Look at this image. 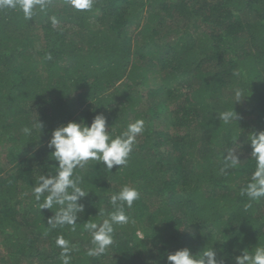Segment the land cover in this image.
Here are the masks:
<instances>
[{
  "label": "trees",
  "instance_id": "1",
  "mask_svg": "<svg viewBox=\"0 0 264 264\" xmlns=\"http://www.w3.org/2000/svg\"><path fill=\"white\" fill-rule=\"evenodd\" d=\"M236 88L246 94L240 102ZM231 107L237 122L219 121ZM97 114L112 137L137 119L145 128L126 165L74 170L87 192L83 211L74 226L52 227L59 206L41 208L45 196L33 195L58 166L51 133ZM259 131L264 0H94L90 10L48 0L31 19L0 8V264H62L58 236L70 264H170L184 247L197 256L212 247L235 264L264 246V198L246 207L243 194L255 169L248 137ZM236 144L241 161L225 169ZM125 185L139 192L124 207L129 222L91 256L85 225L116 211L111 197Z\"/></svg>",
  "mask_w": 264,
  "mask_h": 264
},
{
  "label": "clouds",
  "instance_id": "2",
  "mask_svg": "<svg viewBox=\"0 0 264 264\" xmlns=\"http://www.w3.org/2000/svg\"><path fill=\"white\" fill-rule=\"evenodd\" d=\"M47 3L48 0H0V8H19L25 19H31L35 10L37 8L44 10ZM93 4L94 0H72V5L77 10H90ZM233 94V102H240L246 96L242 88L234 89ZM218 119L224 124H229L233 121L237 122L239 116L231 107L221 112ZM106 123V117L97 114L90 125H86L82 120L68 121L52 131L48 147L53 149L51 154L58 162V166L54 175L39 176L33 188L36 201L39 202L41 196H45L41 208L52 209L54 206H59L58 211L48 218V224L52 227L74 226L78 215L83 211V206L78 201L85 197L87 192L78 186L80 178H73L74 170L77 167H83L88 161L102 162L108 171L114 166L126 165L137 143V136L142 134L145 128L144 120L137 119L128 124L121 134L112 137L109 131H106ZM38 126L41 129L39 122ZM23 132L30 135L31 128L24 127ZM248 142L252 150L251 156L255 160V169L250 181L243 189V194L249 198V204L246 207H251V202L264 198V131L250 133ZM236 145L227 151L225 169L235 168L241 161L238 157L241 146ZM137 199H139L138 190L125 185L111 197V203L116 206V211L110 213L101 223L89 222L85 225L92 233L94 245L89 250V255L103 254L113 244L114 225H124L129 222L124 207L126 205L131 208ZM56 244L63 250L62 264H70L69 242L63 236H58ZM167 259L170 264H223L222 259H217L212 247L203 250L199 256L193 255L187 247L180 248L170 253ZM235 264H264V246H258L252 252L243 251L235 257Z\"/></svg>",
  "mask_w": 264,
  "mask_h": 264
},
{
  "label": "rangeland",
  "instance_id": "3",
  "mask_svg": "<svg viewBox=\"0 0 264 264\" xmlns=\"http://www.w3.org/2000/svg\"><path fill=\"white\" fill-rule=\"evenodd\" d=\"M6 256V255H5ZM26 263V261H24V263L23 264H25Z\"/></svg>",
  "mask_w": 264,
  "mask_h": 264
}]
</instances>
